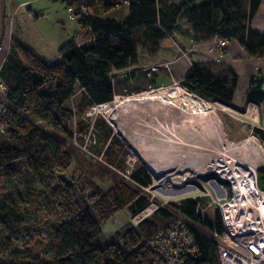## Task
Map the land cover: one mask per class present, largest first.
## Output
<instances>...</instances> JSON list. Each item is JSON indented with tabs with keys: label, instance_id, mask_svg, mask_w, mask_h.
I'll use <instances>...</instances> for the list:
<instances>
[{
	"label": "trees",
	"instance_id": "16d2710c",
	"mask_svg": "<svg viewBox=\"0 0 264 264\" xmlns=\"http://www.w3.org/2000/svg\"><path fill=\"white\" fill-rule=\"evenodd\" d=\"M65 2L73 8L71 13L79 16L78 33L84 36L83 42L67 40L58 48L59 58L46 61L12 38L0 66V80L5 86L0 101V264H162L160 253L147 241L177 218L189 225L199 254L187 257L183 264H221L216 251L219 240L212 232L222 231L219 213L215 209L210 220L195 211L198 198L167 201L135 225L126 223L105 241L99 239L107 219L124 207L136 212L148 198L139 185L100 163L90 169L81 167L80 178L65 175L76 157L74 146L68 142L73 111L67 103L77 95L76 107L83 112L91 103L111 100L117 70L129 69L119 76L123 81L146 77L144 68L137 76L131 67L137 64L138 53L157 55L180 20L191 25L196 42L214 36L234 37L247 55L264 56V33L252 30L249 23L260 0H128L126 14L121 17L104 16L121 5L119 0ZM237 81L236 73L224 62L192 58L180 80L199 96L223 102L224 109L228 107L224 103L233 98ZM263 82L250 79L247 95L261 100ZM218 107L212 111L220 123ZM218 113L229 139L237 141L248 134L237 119L222 110ZM103 123V118L96 115L95 125ZM254 129L264 137V130ZM79 130H84L82 121ZM123 134L131 143L134 133L128 129ZM106 136L119 144L111 130ZM103 156L114 162L110 145ZM96 176L108 177L110 184L97 185ZM130 176L142 185L151 181L139 163H135ZM27 177L39 183L42 201L58 204L59 218L50 222L27 220L30 205L22 202L24 197H31ZM258 182L264 187V168L258 170ZM152 208L149 203L144 211ZM41 228L47 236L41 235ZM18 234L29 235L21 245L15 244Z\"/></svg>",
	"mask_w": 264,
	"mask_h": 264
},
{
	"label": "rangeland",
	"instance_id": "374dc122",
	"mask_svg": "<svg viewBox=\"0 0 264 264\" xmlns=\"http://www.w3.org/2000/svg\"><path fill=\"white\" fill-rule=\"evenodd\" d=\"M49 1L50 2H46L44 0V2L47 5L48 4L52 5L51 6L52 8L49 9L47 13H45L44 16L41 18V20L39 21L40 26L50 36H53L55 38L57 35L62 36V35H68V34H69L68 35L69 38H71L75 30L78 29V24H77L75 16L68 11L65 0H49ZM120 4L121 5H119L118 7L113 8L107 16L121 17L125 15L126 9L124 8V6L126 3L124 4L120 3ZM172 34L175 35V31H173ZM80 36L81 38H84L83 35L80 34ZM81 38H79L78 41H81ZM169 39H170V35H169ZM182 52H185V54H182ZM58 55L59 54L57 53L55 59L59 58ZM180 56L189 57L188 51L180 49V53L176 57H180ZM128 70L129 69H126V70L122 69V70H118V72H115L116 74L118 73L117 74L118 80L116 78L115 79L116 81L114 82L115 89H114L113 94L115 95L113 96L111 100L107 101L108 103L113 102V101L115 102L116 99L120 100L122 98L131 96L132 94L138 95L140 93H145L147 92L146 90H148V92H151L152 90H158L159 88H162L168 85V82L152 84V83L141 82V81L138 82L134 80H131V81L120 80L121 77L119 76H122L123 73L127 74ZM149 84H152V85L149 87ZM138 91H140V93ZM206 100L212 102L213 104L206 103L200 106L198 110H196L198 114H201V113L203 114L207 111H210L213 114V111L211 110L214 109L215 106H219L218 108H216V112L218 114L220 121L222 120H221V117L219 116L218 110H222L228 113L234 119H264V107H262V105H259V107L255 106L256 107L254 111L255 117H251L249 115H246L247 116L246 117L243 115L245 114V106L239 109L238 107H235L231 105L230 103H224L228 107L227 109H224V108L222 109L221 103L223 102L217 99H206ZM76 102H77V95L72 97L67 103L68 106H70L73 111V114L69 119V126L72 130V135L68 139V142L74 146L75 151H76V157L72 161L70 167L66 170L65 175L69 177L73 176L74 179L80 178L83 176L81 169H80L81 167L90 169L96 163H100L108 167L112 171H114L119 177L138 186L137 184L129 180L126 175L128 174V171H130V169L131 170L133 169V166L135 165V163H139L140 165L143 166V168L149 174V176L152 175L153 177V178L150 177L151 181L148 184L149 185L148 187L138 186L142 190L141 193H146L148 200L150 197H152V202L155 204V208H153V210L145 217L150 216L157 207H159L162 204L165 205L167 201L178 203L177 201L181 198L192 197V195L201 193V191H192L193 179H191V177L193 176L194 172L193 174L190 175L189 179L183 180V183L175 184L174 182H172V180H169V178L172 177L174 174V172L171 169H168L162 161L150 155L149 152H147V149H142L141 147L135 146L134 142L137 140L138 135L152 121L151 119H136V121L134 122V127H132V130L130 129V131L134 133V137L131 140V145L133 149L137 152L135 153V151L131 149L128 142L126 141L127 138L124 136L123 131L122 130H121L122 132L119 131L120 128H118L117 126L120 124H117L116 119H111V120L113 121V124L116 123V128L120 135L118 134V132L117 133L115 132V129L112 126L109 119H106L102 113L98 111H92L91 113H89L90 105L87 106L85 111L81 112L77 109ZM185 114L186 113H184V116L180 117V119L185 120L189 115V114L188 115H185ZM96 115L101 116L104 120L103 125H101L100 127L95 125ZM182 120H180V122ZM80 121H82L84 124L83 131L79 130ZM220 123L218 122L219 126H220ZM221 125H223V123H221ZM90 128L91 130H89ZM219 128L221 129V133L223 137L227 138L226 132L222 130V128L224 129V126H222V128L220 126ZM109 129L111 130V133L117 136V139L119 140V144H114L108 139V137L106 136V133L108 132L110 133ZM87 133L90 134L91 141L89 143L91 144L90 146L86 145V149H84L83 148V143L85 140L84 137ZM244 141L242 140L239 143L232 144L231 148L235 147L237 144H241ZM107 145H110V154L112 157H114V162L107 161L105 157L103 156V151ZM146 160L151 164L153 172H151L150 169L146 166L145 164ZM260 164H261V168L264 167V161H262ZM180 173H183V172H180ZM180 173H177V174L181 175ZM202 176H204L205 179L212 178L216 176V173H214V175L213 173L210 175L203 174ZM94 180L97 183V185L102 186V187H106L110 184V179L108 177L101 179L98 176H96ZM157 180L160 182H157ZM27 181L29 184V188L31 189V192H30L31 197L30 198L24 197L22 199V202L24 204L28 206L30 205V216L26 217L27 220L32 221V219L33 220L36 219V220L41 221L44 219L46 222H50L54 219L59 218L61 215V209L58 206V204H56L55 202H51V201H48V202L42 201L41 195H40V185L37 182V180L32 177H27ZM162 184L166 185V187H169V188L170 187H175V188L183 187L184 189L182 190H186V192L185 191L180 192L181 193L180 194V193H176L172 191L170 195L169 194L164 195L166 191L162 189H165L166 187H164ZM18 187L19 189L21 188V185L19 183H18ZM229 194H230V191L227 187V196ZM164 199H168V200L164 202ZM206 200L207 199L203 196L199 197V202H200L199 205L203 207V214L206 217H208V219L212 220L214 212H215V208L214 206L206 205ZM146 203H148V201ZM134 213L135 212L132 213L125 207L122 208L120 211L116 212L113 216L107 219L105 223L103 224V232L101 236L99 237V239L102 241L103 240L105 241L112 231H114L121 225H124L126 223H131L130 218L132 217ZM40 233L43 237L47 236V231L44 228H41ZM28 236H29L28 234L16 235L15 244L21 245Z\"/></svg>",
	"mask_w": 264,
	"mask_h": 264
},
{
	"label": "built area",
	"instance_id": "2783aa9c",
	"mask_svg": "<svg viewBox=\"0 0 264 264\" xmlns=\"http://www.w3.org/2000/svg\"><path fill=\"white\" fill-rule=\"evenodd\" d=\"M119 1L123 4L128 2V0ZM67 8L69 12H72L73 8L71 6ZM205 43L208 45V50L211 51L214 47H218L219 52H221L226 47L228 38L214 36L210 40L205 41ZM182 54H185V52H182ZM162 66H166L170 71L169 61L167 60H156L147 66H143V68L146 71V75L151 76L153 72L158 71ZM169 75L168 85L162 88L180 85L188 89L180 82L181 79L175 78L171 74ZM151 85L149 84V87ZM261 87L264 89V82ZM188 90L192 95H198L196 92ZM107 103H91L89 113L92 111L99 112V107ZM0 109H3V106H0ZM240 120L248 124V134L240 140L252 143V148L248 153L253 155L251 163L241 168L232 167L226 153L221 151L222 154L213 166L205 169L198 168L194 171V174L192 173V191H201V193L192 195V198H198L194 209L201 215H204L203 207L199 205V197L202 196L207 199L206 205L214 206L219 213L222 231L217 233L213 230L212 232L219 240L216 245V251L221 264H264V187L258 182V170L261 168L260 163L264 161V137L260 136L254 129V127H257L254 119ZM220 122L222 123V121ZM84 138L83 148L86 149V145L90 146L91 144L89 143L91 141L90 134L87 133ZM240 140L234 141L227 137L225 144L229 143L232 145ZM130 172L131 169L126 175L129 180L141 187L149 186L148 184L147 186L142 185L131 178ZM212 173L213 175L216 173V176L206 179L202 176L203 174L210 175ZM157 182L160 181L157 180ZM162 185L166 187V185ZM227 187L230 191L228 196ZM167 200L164 199V202ZM149 203L155 208L152 197H150L148 203L138 209L130 218L133 225L145 218L153 210L152 208L151 211H144ZM142 211L144 213L139 215ZM147 244L160 253L162 264H183L187 257L199 256L193 232L181 218L174 219L157 230L147 241Z\"/></svg>",
	"mask_w": 264,
	"mask_h": 264
},
{
	"label": "bare ground",
	"instance_id": "6f19581e",
	"mask_svg": "<svg viewBox=\"0 0 264 264\" xmlns=\"http://www.w3.org/2000/svg\"><path fill=\"white\" fill-rule=\"evenodd\" d=\"M146 91L101 105L99 112L109 119L116 133V123L113 124L111 119H116L117 124H120L117 126L120 132L132 129L136 119H151L134 144L147 149L150 155L174 172L169 180L175 184L183 183L196 169L213 166L222 154L221 151L226 153L232 167L241 168L251 163L253 155L248 154L252 148L251 142L243 140L244 142L231 148L229 144H225L226 138L223 137L218 120L213 114L210 111L203 114L196 112L200 106L212 102L199 95H192L180 85ZM184 113L189 115L182 120L180 117ZM126 141L133 149L131 143L127 139ZM145 164L153 172L147 160ZM182 189L184 188L166 187L162 190L166 191L164 195H170L172 191L186 192Z\"/></svg>",
	"mask_w": 264,
	"mask_h": 264
},
{
	"label": "crops",
	"instance_id": "0c3cea01",
	"mask_svg": "<svg viewBox=\"0 0 264 264\" xmlns=\"http://www.w3.org/2000/svg\"><path fill=\"white\" fill-rule=\"evenodd\" d=\"M45 1L50 2L49 0ZM51 6L47 5L44 0H0V66L12 38L46 61L55 60L58 48L67 40L73 38L77 43L85 40L81 38L78 29L75 30L71 38H69V34L57 35L58 37L55 38L43 30L39 21L52 8ZM110 11L104 13V16L108 15ZM74 16L77 21L79 16ZM249 23L252 30L264 33V0H260L258 9ZM173 31H175V35L172 34ZM79 38H81V41H78ZM170 39L162 44L155 56L139 52L137 64L131 66L136 70L135 75L139 76L144 71L143 66H147L156 60H167L169 61L170 71L166 66H162L158 71L153 72L151 76L144 77L142 75L138 82L146 80L147 83L152 84L166 83L170 77L169 74L181 79L190 66L191 58L201 61L215 59L227 64L238 76L237 86L230 102L231 105L239 109L245 106V114L243 115L251 117H255L256 107H259V105L264 107V97L261 100H256L247 95L250 79L264 81V56L247 55L242 44L234 37L228 39L226 47L221 52H219L218 47H214L210 51L207 49L208 45L205 41L196 42L192 39L191 25L185 20L176 22L175 28L171 31ZM180 49L188 51L189 57H176L179 55ZM4 96L5 86L0 80V101L4 99ZM237 120L241 122L242 128H248L247 122ZM254 122L257 127L264 130V119H254Z\"/></svg>",
	"mask_w": 264,
	"mask_h": 264
},
{
	"label": "water",
	"instance_id": "95a60500",
	"mask_svg": "<svg viewBox=\"0 0 264 264\" xmlns=\"http://www.w3.org/2000/svg\"><path fill=\"white\" fill-rule=\"evenodd\" d=\"M262 168H264V167H262ZM262 168H260V169H262ZM69 255H67V257H68Z\"/></svg>",
	"mask_w": 264,
	"mask_h": 264
}]
</instances>
